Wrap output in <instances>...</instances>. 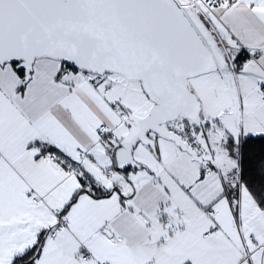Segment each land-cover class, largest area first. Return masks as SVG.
I'll return each mask as SVG.
<instances>
[{
    "label": "snow or ice",
    "instance_id": "1",
    "mask_svg": "<svg viewBox=\"0 0 264 264\" xmlns=\"http://www.w3.org/2000/svg\"><path fill=\"white\" fill-rule=\"evenodd\" d=\"M0 264H264V0H0Z\"/></svg>",
    "mask_w": 264,
    "mask_h": 264
}]
</instances>
